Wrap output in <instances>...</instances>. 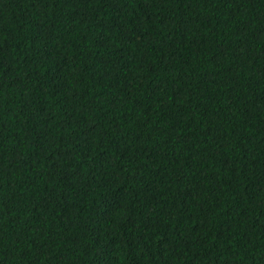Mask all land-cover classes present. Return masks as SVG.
I'll return each instance as SVG.
<instances>
[{
    "label": "trees",
    "instance_id": "16d2710c",
    "mask_svg": "<svg viewBox=\"0 0 264 264\" xmlns=\"http://www.w3.org/2000/svg\"><path fill=\"white\" fill-rule=\"evenodd\" d=\"M0 264H264V0H0Z\"/></svg>",
    "mask_w": 264,
    "mask_h": 264
}]
</instances>
